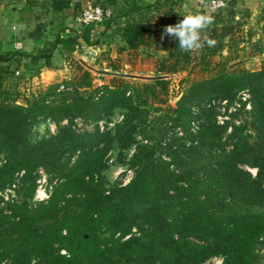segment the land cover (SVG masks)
Listing matches in <instances>:
<instances>
[{"label": "trees", "instance_id": "16d2710c", "mask_svg": "<svg viewBox=\"0 0 264 264\" xmlns=\"http://www.w3.org/2000/svg\"><path fill=\"white\" fill-rule=\"evenodd\" d=\"M80 1L47 0L59 20L57 33L34 55L0 51V153L5 154L0 188L14 184L22 172L17 183L21 199L0 197V264H203L213 256L222 257V264H259L256 250L264 242V59L255 70L229 67L239 57L232 53L243 24L239 0H225L223 8L210 12L215 23L207 34L217 44L191 54L181 52L173 37L161 39L166 26L183 19L177 10L180 0H97L113 10L104 30L114 26L109 36L118 38L119 53L152 45L165 53L155 62L156 77L136 83L131 91L121 75L96 85L95 75L72 56L77 44L102 41L94 23L81 25L72 37L61 36L63 13L77 14ZM256 21H264V7ZM57 46L73 71L69 80L75 94L61 102H50L54 93L32 103L27 98L4 102L3 80L19 68L18 63L11 70L15 56L24 55L27 66L44 59L50 67ZM109 67L119 71L114 63ZM197 68L202 76L191 79ZM181 71L187 75L179 80L180 96L171 105L177 94L171 92L170 75ZM243 92L250 96L239 100L251 106L253 133H243L246 125L216 118V101L228 104ZM154 107L164 110L166 129L182 126L187 135L174 152V169L173 163L136 144L139 120ZM116 110H125V119L105 130L79 132L74 127L76 117L97 122ZM39 116L58 128L33 140L31 127ZM133 146L128 162L122 163L132 175L126 183L107 185L106 154L112 147L128 153ZM246 167L255 168V174ZM38 168L56 183L46 200L32 205Z\"/></svg>", "mask_w": 264, "mask_h": 264}, {"label": "rangeland", "instance_id": "374dc122", "mask_svg": "<svg viewBox=\"0 0 264 264\" xmlns=\"http://www.w3.org/2000/svg\"><path fill=\"white\" fill-rule=\"evenodd\" d=\"M3 1L5 2L3 3ZM146 1L151 2L155 0ZM186 1L188 0H180L179 6L177 7L181 16L189 11H203L199 4V0L194 1L195 7L191 6ZM46 2L47 0H0V15H2L0 22L3 23V4L8 5L9 3H13L17 5H28L29 8H32L31 11H33L31 16L38 14L37 18L40 20L41 24H39L37 30H41L40 34H44L46 36L45 38H47L49 31L48 25H51L49 21L52 19V14L49 10V6L45 4ZM226 2H228V0H226ZM258 2L259 0H239L237 9L241 14H238V16L240 20L243 21V24L240 27L241 30L238 32L237 38H235V42L232 43V53L237 54L239 57L237 60L230 63V68L242 67L255 70L260 66L261 60L264 59V21L259 23L256 21L263 7L260 6ZM91 3L104 4L97 0H92ZM246 9L249 10V15L247 17L242 16L247 13ZM155 17L158 20V15ZM42 22H44V24H42ZM51 39H53V36H51ZM103 42L104 40L99 44L86 45V47L82 49L83 51L77 49L78 51L75 53L73 52L74 54L72 53L74 59H80L81 64L90 69L95 75L94 83L96 85L108 83L111 76L119 75L114 74V72H118L125 79V87L131 91L136 83H141L142 81L156 77L154 74L155 62L165 54L157 45L140 47L138 50L119 53L115 42L109 41L106 45H103ZM223 52L226 54V51ZM110 63H114L119 71L111 70L109 67ZM44 64V60L36 65L29 63L28 66L25 64L22 65V62L19 63V68H15L18 69V73L13 72V74H9L3 80V101L6 103H14L15 101H23L24 98H27L32 103L34 101L45 100L48 93H54L55 96L50 99V102H61L64 96H73L75 91L70 85L71 80H69L72 77L73 71L67 64V61L65 60L63 62L61 59L58 60L56 63V68L58 70H55L53 73L51 72L48 76L41 74V68L45 66ZM14 67H16V65H11V70L14 69ZM50 67H53V65L51 64ZM15 69L13 71H15ZM186 75V71L170 75L171 92L177 94L174 98L170 99L169 103H171V105H175V101L180 96V92H178L179 80ZM201 76L197 68L191 73L190 78L199 79ZM182 87H185L184 83ZM78 93H83V91H78ZM249 98L250 96L247 92H243L237 94L231 103L227 104L225 101L221 103L216 101L215 104L218 105L216 118L220 123H222L223 120H227L230 125H246L247 129L244 130L243 133H253L251 126V106L248 102L243 106L239 100L241 99L244 101ZM157 109L159 108H151L140 118V126L136 128V144L143 145L145 150L153 151L156 158L173 163L174 152L176 148H180L181 143L186 141L185 138L187 135L183 132L182 126H178L175 129H166L163 124L164 120L167 119L164 110L161 108L157 111ZM38 118H40V120L34 122L31 127V138L33 140L39 136L57 132L58 126L54 123L43 122L41 116ZM84 119L83 116H79L74 120V127L77 131L90 132L96 127L100 130H105L106 125L112 127L115 123L125 119V110H116L114 114L107 115L97 122L90 120L85 121ZM66 122L67 121H63L61 124H66ZM230 131L231 127L228 128L227 133ZM134 151V146L128 153L123 152L121 154L113 147L108 151L105 156L107 168L103 172L107 185H112L116 182L126 183L128 181L132 175V171L127 168V165H123L122 163H127ZM4 161L5 154L0 153V165ZM173 164L174 166L171 165L170 167L174 169L177 165L175 162ZM246 168L253 175L255 174V168ZM21 173L22 172L16 174L14 184L0 188V197L13 202L21 199L18 192L21 183ZM34 173L37 175V185L32 199V205L33 203L46 200L56 183V180H49L50 176L42 168H38ZM17 183H19V185H17ZM44 193L46 196H44ZM0 205L2 206L3 202H1ZM61 252L65 251L62 250ZM256 252L259 256V264H264V242L259 245Z\"/></svg>", "mask_w": 264, "mask_h": 264}, {"label": "crops", "instance_id": "0c3cea01", "mask_svg": "<svg viewBox=\"0 0 264 264\" xmlns=\"http://www.w3.org/2000/svg\"><path fill=\"white\" fill-rule=\"evenodd\" d=\"M195 0H188V4L194 6ZM5 1H3L4 3ZM92 0H81V10L77 14H72L71 10H68L63 13L64 18L62 20V26L64 30L61 32V36L63 37H72L78 34L79 28L81 25L77 22V17L81 13L82 9L85 8L88 4H97L91 3ZM154 1H151L153 3ZM192 2V3H191ZM260 6L264 7V0H259L258 2ZM195 7V6H194ZM6 9V10H5ZM32 8H29L28 5H17L13 3H9L8 5L3 4V23L0 22V51L5 54H12L14 52L20 51L26 54H35L38 49H40L47 41H53L55 34L57 33V23L59 20H55L52 16L50 19L51 25H48V34L47 38L44 34H40L41 30H37L40 23V20L37 18L38 14L31 16L33 11ZM204 11V9H203ZM2 15H0V20ZM109 19H106L100 23H96V27L101 32V39L104 40L103 45L109 43V41H113L117 43L118 38L109 36L111 32V28L108 27L106 30V22ZM121 21H124V17L121 18ZM44 24V22H42ZM105 31L103 34L102 32ZM53 36V39H51ZM86 45L82 43L77 44L76 49L73 51L74 53L80 49L83 51ZM108 48V47H107ZM78 49V50H77ZM72 52V53H73ZM73 53V54H74ZM65 61V58L61 55L60 46L54 48L52 52V56L50 58V62L53 67L43 66L41 68L42 75H49L51 72L53 73L56 68V63L58 60ZM44 59H40L42 61ZM80 61V59H78ZM12 65H16L22 62V65L27 62V59L23 55L19 57L18 55L15 56ZM39 61V62H40ZM15 63V64H14Z\"/></svg>", "mask_w": 264, "mask_h": 264}, {"label": "clouds", "instance_id": "9594fccd", "mask_svg": "<svg viewBox=\"0 0 264 264\" xmlns=\"http://www.w3.org/2000/svg\"><path fill=\"white\" fill-rule=\"evenodd\" d=\"M183 19L175 25L164 28L163 35L178 41V49L184 53H197L207 47H215L217 41L207 31L215 23L214 16L208 11H189L182 14Z\"/></svg>", "mask_w": 264, "mask_h": 264}, {"label": "built area", "instance_id": "2783aa9c", "mask_svg": "<svg viewBox=\"0 0 264 264\" xmlns=\"http://www.w3.org/2000/svg\"><path fill=\"white\" fill-rule=\"evenodd\" d=\"M199 4L205 11H216L225 6V0H199ZM113 16V10L108 5L101 4H88L82 9L81 13L77 17V22L80 25L88 23H100L106 19H110ZM18 73V71H16ZM44 196L46 194L44 193ZM222 257L213 256L206 260L203 264H222Z\"/></svg>", "mask_w": 264, "mask_h": 264}, {"label": "water", "instance_id": "95a60500", "mask_svg": "<svg viewBox=\"0 0 264 264\" xmlns=\"http://www.w3.org/2000/svg\"><path fill=\"white\" fill-rule=\"evenodd\" d=\"M87 67H89L88 65H86ZM114 74H119L120 75V73H118V72H114Z\"/></svg>", "mask_w": 264, "mask_h": 264}]
</instances>
